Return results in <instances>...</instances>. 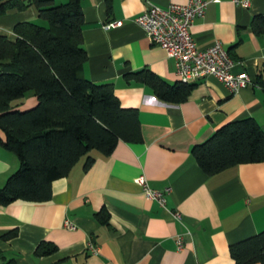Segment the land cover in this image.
Returning <instances> with one entry per match:
<instances>
[{
    "label": "crops",
    "instance_id": "obj_1",
    "mask_svg": "<svg viewBox=\"0 0 264 264\" xmlns=\"http://www.w3.org/2000/svg\"><path fill=\"white\" fill-rule=\"evenodd\" d=\"M188 1L82 0L88 54L83 76L113 83L122 106L138 109L143 141H120L110 156L93 151L89 168L87 156L82 157L68 176L53 182L48 201L0 205V251L7 259L18 264H235L230 244L264 228V162L234 164L212 175L192 154L195 145L231 120L248 116L264 130V34L250 27L253 15L264 14V0H250L246 8L232 0L211 2L192 28L199 47L220 40L234 58V72L245 70L252 85L234 93L205 76L193 82L186 101L172 104L125 77L149 68L170 83L181 81L174 59L150 41L135 18L149 3L168 7ZM22 21L40 22L33 6L0 16V35L15 39L14 26ZM111 21L123 24L105 28ZM37 104L38 97L29 95L17 108ZM19 166L17 155L0 145V188ZM140 176L153 189L170 188L165 206L145 194L136 182ZM103 208L110 214L108 224L95 216ZM67 219L76 229L65 226ZM13 229L16 237L2 238ZM179 234L184 235L182 250ZM42 241L58 250L37 256ZM90 243L98 252L89 250Z\"/></svg>",
    "mask_w": 264,
    "mask_h": 264
},
{
    "label": "trees",
    "instance_id": "obj_2",
    "mask_svg": "<svg viewBox=\"0 0 264 264\" xmlns=\"http://www.w3.org/2000/svg\"><path fill=\"white\" fill-rule=\"evenodd\" d=\"M33 6L40 22L22 21L14 26L16 38L0 35V145L17 155L20 166L0 188V205L16 200L44 202L52 198L53 182L69 175L87 156L86 168L98 151L110 156L120 141H143L136 108L123 107L111 82L96 83L83 76L88 54L83 46L82 0L56 4L53 0H0V16L10 10ZM250 27L264 34V14H255ZM128 81L149 86L160 100L180 104L195 83H170L149 68L128 72ZM29 95L38 104L17 107ZM2 133L5 138L2 137ZM206 174H216L234 164L264 162V130L251 117L222 124L192 149ZM109 223L106 208L96 213ZM18 230L2 234L12 239ZM235 264H264V228L230 244ZM58 250L42 241L35 254ZM0 264H18L0 251Z\"/></svg>",
    "mask_w": 264,
    "mask_h": 264
},
{
    "label": "built area",
    "instance_id": "obj_3",
    "mask_svg": "<svg viewBox=\"0 0 264 264\" xmlns=\"http://www.w3.org/2000/svg\"><path fill=\"white\" fill-rule=\"evenodd\" d=\"M219 0H189L185 4L174 3L168 7H161L149 3L145 11L135 18V22L147 33L153 44L163 47L168 56L174 59L176 71L181 81L193 83L212 76L222 81V84L231 92H238L243 87L253 84L249 74L242 70L234 72V58L216 39L210 46L199 47L193 35L192 28L198 18H202L208 4ZM237 6L249 7L250 0H232ZM123 21H111L105 28L121 26ZM136 182L143 187L145 194L157 200L162 206L166 205V193L170 188L156 190L149 186L145 176H140ZM176 219L181 220L182 214L175 212ZM65 226L76 229L73 221L67 219ZM177 248L185 246L184 235L176 238ZM93 253L98 247L92 243L88 246Z\"/></svg>",
    "mask_w": 264,
    "mask_h": 264
},
{
    "label": "rangeland",
    "instance_id": "obj_4",
    "mask_svg": "<svg viewBox=\"0 0 264 264\" xmlns=\"http://www.w3.org/2000/svg\"><path fill=\"white\" fill-rule=\"evenodd\" d=\"M83 159H85V158H83Z\"/></svg>",
    "mask_w": 264,
    "mask_h": 264
}]
</instances>
